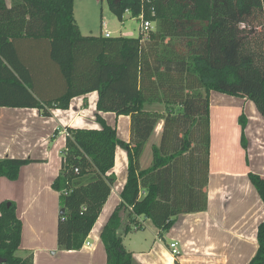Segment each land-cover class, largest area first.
I'll return each instance as SVG.
<instances>
[{"label":"trees","instance_id":"trees-1","mask_svg":"<svg viewBox=\"0 0 264 264\" xmlns=\"http://www.w3.org/2000/svg\"><path fill=\"white\" fill-rule=\"evenodd\" d=\"M10 1L0 0V107L37 109L51 117L76 97L99 95L102 128H67L53 183L64 211L58 248L83 249L116 182L109 173L120 147L128 155V179L101 240L106 264H135L119 234L122 211L129 213L126 233L139 229L144 217L164 237L178 216L208 208L211 93L248 99L264 117V0H106L120 21L130 10V17L143 12L153 24L147 36L108 38L81 33L75 0ZM26 44L45 49L40 74L21 51ZM100 113L130 117L131 141L121 140ZM161 121L152 164L143 169L141 157ZM239 121L247 150L246 116ZM32 162L0 159V177L16 181ZM248 176L264 203V177ZM22 231L16 205L0 203V264H33V255L17 256ZM257 239L249 264H264V221Z\"/></svg>","mask_w":264,"mask_h":264},{"label":"crops","instance_id":"crops-1","mask_svg":"<svg viewBox=\"0 0 264 264\" xmlns=\"http://www.w3.org/2000/svg\"><path fill=\"white\" fill-rule=\"evenodd\" d=\"M76 5L77 0L74 12L82 33ZM129 17L126 14L124 20ZM104 23L102 35L110 32L108 24L104 27ZM131 33L133 31H127L122 36L135 37ZM98 99L97 92L76 97L68 110H53L51 117L42 116L37 109L0 107V159L33 160L21 169L18 180L0 177V203L13 202L23 223L17 256L33 255V264L107 262L101 233L122 201L121 194L128 179L127 152L120 147L116 150L115 167L109 173L116 176V182L87 240L91 247L80 251L59 250L61 194L53 188L62 168L67 128H102L97 121ZM242 114L247 118V150L241 143L239 119ZM100 116L117 130L121 140L131 141L130 117L115 113H100ZM162 127L163 121L146 145L140 162L143 169L152 164V147L159 143ZM210 134L207 210L178 216L174 227L164 237L159 236V230L150 219L140 217L141 227L131 231V242L134 239L132 243L139 250L127 249L123 239L135 264H175L176 261L180 264H249L255 256L258 227L264 221V203L248 174L264 177V117L248 99L212 92ZM128 214V211L121 212L122 227L128 224ZM90 238H94V242ZM150 241L153 243L149 244ZM175 242L180 252L178 256L170 249Z\"/></svg>","mask_w":264,"mask_h":264},{"label":"rangeland","instance_id":"rangeland-1","mask_svg":"<svg viewBox=\"0 0 264 264\" xmlns=\"http://www.w3.org/2000/svg\"><path fill=\"white\" fill-rule=\"evenodd\" d=\"M8 2L10 3L11 1L8 0ZM87 3L89 4L87 5ZM76 14L79 23L82 26L83 35H101L103 22H106L108 24L107 30L112 33L113 37L120 36L127 31H133L132 34L135 37L144 35L140 20L129 17L126 18L123 22L120 21L110 11L108 2L106 0H77ZM21 51L25 59L36 69L38 74H40L42 66H44V64L47 62V54L44 47L26 44L21 46ZM156 108H158V110L160 111H164L165 109L163 105H157ZM125 227L126 226H123L120 229L119 234L124 239L127 249H136V251L137 249L139 250L138 246L132 243L135 242L134 239L131 242L132 234L131 232L126 233ZM90 240L91 242H94V238H90ZM148 243L152 244L153 241H150Z\"/></svg>","mask_w":264,"mask_h":264},{"label":"built area","instance_id":"built-area-1","mask_svg":"<svg viewBox=\"0 0 264 264\" xmlns=\"http://www.w3.org/2000/svg\"><path fill=\"white\" fill-rule=\"evenodd\" d=\"M151 0H142V3L146 4V3H149ZM126 14L127 15H131V12L130 10H127L126 11ZM137 20H140L141 22V28L143 29V33H144V36H147V34L150 32V30L153 29V24L146 20L145 17H144V13L142 12L141 15L139 17L136 18ZM104 27H107V23H104ZM104 36L105 37H111V33L110 32H105L104 33ZM131 36H133V34L131 33ZM84 247H91V243L86 241ZM178 243H172L171 246H170V249H171V252L174 256H178L180 254L179 250H178Z\"/></svg>","mask_w":264,"mask_h":264},{"label":"water","instance_id":"water-1","mask_svg":"<svg viewBox=\"0 0 264 264\" xmlns=\"http://www.w3.org/2000/svg\"><path fill=\"white\" fill-rule=\"evenodd\" d=\"M61 214H64V211H61Z\"/></svg>","mask_w":264,"mask_h":264}]
</instances>
